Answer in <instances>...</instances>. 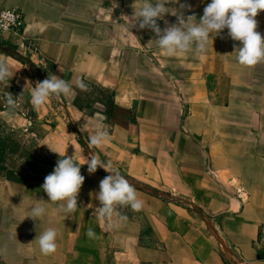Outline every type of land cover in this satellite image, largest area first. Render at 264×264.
Masks as SVG:
<instances>
[{"label":"crops","instance_id":"0c3cea01","mask_svg":"<svg viewBox=\"0 0 264 264\" xmlns=\"http://www.w3.org/2000/svg\"><path fill=\"white\" fill-rule=\"evenodd\" d=\"M208 2L187 0L191 7L179 9L170 0L166 6L198 21ZM140 3L0 0V10L17 9L24 17L22 36L8 40L11 48L0 44V59L14 72L0 85V117L28 120L55 161L64 153L77 162L89 154L71 124L85 140L104 125L110 134L93 151L127 176L144 202L138 211L117 205L111 217L99 216V181L109 173L99 166L88 173L87 164L80 166L85 179L70 213L61 210L64 201H47L37 185L0 179V264H264V62L239 64L240 42L227 28L213 33L202 52L167 56L151 29L125 27V16ZM255 19L264 37V10ZM175 22L171 13L157 20L161 29ZM50 73L83 78L97 100L86 106V90L74 88L34 106L32 86ZM8 93L14 106L6 102ZM217 130L224 132V186L198 178L196 159L182 157V141L195 150L192 136ZM158 192L196 200L219 236L202 234L186 209ZM39 199L46 200L45 214L27 217ZM48 227L57 229L59 254L40 250L39 235Z\"/></svg>","mask_w":264,"mask_h":264},{"label":"clouds","instance_id":"9594fccd","mask_svg":"<svg viewBox=\"0 0 264 264\" xmlns=\"http://www.w3.org/2000/svg\"><path fill=\"white\" fill-rule=\"evenodd\" d=\"M169 2L170 0H141L132 17L125 16L128 21L125 27L128 29L138 25L140 29L145 27L151 29L156 35L154 39L156 45L167 56H174L189 50L202 52L210 39L213 43V37L227 28L228 35L233 40L240 42L239 46L235 48L239 64L253 66L264 62V37L256 30L257 20L255 19L258 11L264 10V0H209L198 21L195 14L185 18L179 10L191 7L187 0H183V2L171 0L179 5V9L167 7ZM165 13L175 15L176 22L161 29L157 20L163 19ZM0 30L6 31L7 25L0 24ZM13 74L10 65L0 59V85H7ZM74 88L86 90L88 85L79 76L74 80H66L50 73L47 78L38 81L34 87L32 86L31 102L34 106L39 107L46 103L50 97L72 94ZM6 102L9 106H14L15 97L8 93ZM109 134L107 127L97 126L87 140L88 147L92 149V147L102 145ZM83 164H87L88 173H94L98 166L109 173L99 181V191L97 192L100 202L99 216L111 217L116 212L117 205H126L137 211L143 207L144 202L137 197L135 186L130 179L113 168L110 163L102 160L100 155L94 151L83 156L79 162L73 159V154L66 155L65 153L57 160L53 171L44 177V182L41 185L47 194V201H64L65 203L61 204L60 208L65 213L73 212L78 208L77 194L85 179L80 171V166ZM39 201V203L30 205L31 215L27 217L35 219L45 214L46 200L39 199ZM122 219H126V217H122ZM94 234L92 228L87 230L89 237ZM38 244L42 253L54 252L57 248V229L55 227L46 228L39 235Z\"/></svg>","mask_w":264,"mask_h":264},{"label":"rangeland","instance_id":"374dc122","mask_svg":"<svg viewBox=\"0 0 264 264\" xmlns=\"http://www.w3.org/2000/svg\"><path fill=\"white\" fill-rule=\"evenodd\" d=\"M8 45L9 42L6 46ZM96 100V91L94 89L86 90L85 105L89 106L90 102ZM56 107L59 105L54 104L53 108L56 109ZM58 110L57 112H60V109ZM24 119L14 113H5L0 117V179L9 180L22 186L37 185L38 189H42L44 177L53 171L57 161L48 157L45 152V147L47 148L48 145L38 140L35 126ZM215 122H220V120ZM71 125L74 137L86 145V153L93 151L88 147L87 140L82 139L79 132H75L77 126ZM192 137L196 140V149L193 150L192 145L189 147L188 143L182 141L181 146L184 147L182 157L196 159L198 178H205L213 182L218 180L224 186V132L221 133L220 130H217L214 134H201ZM52 145L57 146L55 143ZM29 188L26 187V190ZM31 188L33 189V187ZM21 189L25 188L22 187ZM153 190L148 189L147 191ZM160 193L158 192L157 195H161L160 197L164 201L176 203L186 209L192 218L191 223L195 228H199L202 234L219 236L214 224L215 220L195 202L196 200ZM55 251L57 252L54 254H59L57 248Z\"/></svg>","mask_w":264,"mask_h":264},{"label":"built area","instance_id":"2783aa9c","mask_svg":"<svg viewBox=\"0 0 264 264\" xmlns=\"http://www.w3.org/2000/svg\"><path fill=\"white\" fill-rule=\"evenodd\" d=\"M11 13V15H9ZM0 24L7 25V30H0V44L6 46L12 37L22 36L24 17L22 13L13 8L0 10ZM229 264H242V262H233Z\"/></svg>","mask_w":264,"mask_h":264},{"label":"trees","instance_id":"16d2710c","mask_svg":"<svg viewBox=\"0 0 264 264\" xmlns=\"http://www.w3.org/2000/svg\"><path fill=\"white\" fill-rule=\"evenodd\" d=\"M8 48H11V46H8ZM13 54L16 55L17 57L21 58L17 53H13ZM78 143H79L80 145L83 144L81 140H78ZM0 152H1V149H0ZM0 161H1V158H0Z\"/></svg>","mask_w":264,"mask_h":264}]
</instances>
